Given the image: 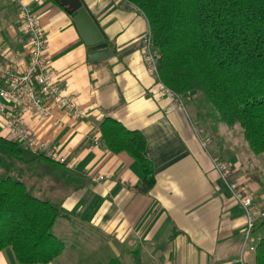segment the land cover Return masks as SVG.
Masks as SVG:
<instances>
[{"label": "crops", "instance_id": "crops-1", "mask_svg": "<svg viewBox=\"0 0 264 264\" xmlns=\"http://www.w3.org/2000/svg\"><path fill=\"white\" fill-rule=\"evenodd\" d=\"M21 1L46 37L53 82L86 112L77 119L56 107L49 118L33 110L19 112L9 103L0 110L1 138L18 141L9 125L18 114L33 140L18 141L23 147L86 178L85 186L62 204L53 231L66 248L51 264H110L113 259L123 264H240L245 214L221 181L213 157L230 165L259 218L264 215V164L254 160L264 153L251 155L242 138L236 147L221 122L216 123L218 145L204 149L190 104L184 110L160 94L144 60L142 39L149 23L134 5L126 0ZM77 4L100 28L112 52L108 59H90L74 22ZM19 7L14 0H0V65L23 73L31 43ZM107 118L145 137V156L155 175L148 193L136 190L143 180L140 163L103 144ZM263 231L261 221L254 233L257 244L264 241ZM245 260L253 263L255 254L247 253ZM0 264H15L12 249L0 252Z\"/></svg>", "mask_w": 264, "mask_h": 264}, {"label": "trees", "instance_id": "trees-1", "mask_svg": "<svg viewBox=\"0 0 264 264\" xmlns=\"http://www.w3.org/2000/svg\"><path fill=\"white\" fill-rule=\"evenodd\" d=\"M126 1L149 23L158 54L157 80L184 95L185 104L201 95L217 123L239 125L251 151L263 154L264 0ZM102 141L140 163L143 180L136 190L148 193L155 175L145 156V137L107 118ZM85 184L82 174L50 156L0 137V252L12 249L15 264L54 262L66 248L53 231L62 204ZM261 221L264 215L256 228ZM254 264H264V241L257 244Z\"/></svg>", "mask_w": 264, "mask_h": 264}, {"label": "built area", "instance_id": "built-area-1", "mask_svg": "<svg viewBox=\"0 0 264 264\" xmlns=\"http://www.w3.org/2000/svg\"><path fill=\"white\" fill-rule=\"evenodd\" d=\"M20 7L22 22L27 36L30 40L31 55L29 65L25 72L18 73L10 71L0 65V110L9 104L22 111L33 110L44 118L52 116L54 107L64 110L77 119L86 116L82 107L77 101L66 95L62 89L57 86L49 73L46 60L47 40L42 32L39 22L34 12L21 0H14ZM144 60L149 67L150 72L158 79L157 59L158 54L153 44L151 33H148L143 39ZM160 94L173 99L177 107L186 108L184 95H178L162 82L158 81ZM9 103V104H8ZM16 139L21 143L31 144L32 136L28 129L23 126L19 120L18 114H13L9 120ZM201 134V131H200ZM202 146L206 151L212 147V140L209 136L202 135ZM40 150L44 151L45 146L40 145ZM214 168L217 171L221 181H223L230 190L233 199L243 209L246 223L244 227V242L242 247L240 264H249L245 260L247 253H256L257 241L254 237L256 230L257 216L255 213L253 199L245 188L233 180V174L230 165L218 157H213Z\"/></svg>", "mask_w": 264, "mask_h": 264}, {"label": "rangeland", "instance_id": "rangeland-1", "mask_svg": "<svg viewBox=\"0 0 264 264\" xmlns=\"http://www.w3.org/2000/svg\"><path fill=\"white\" fill-rule=\"evenodd\" d=\"M195 95L196 96L192 97V99L190 101H187L186 105L190 104L189 107H190L191 113H192L193 117L195 118L196 122L199 125L200 131H201V135L209 136L211 138V140H212V147L211 148H213L214 145L215 146L218 145L217 139H216L217 138L216 137L217 136V132H218L217 131L218 124H216L218 122L217 121V117L210 115V114H213L212 107L210 105L208 106L206 104V102H204V100H203L204 98L201 95H197V94H195ZM83 111L85 112V110H83ZM199 116H202V119H200ZM195 120H194V123H195ZM241 129L242 128L239 125H235L233 127H229V130H230V133H229L230 141H231L232 144H234L233 138H235V140H236L235 146L239 147L240 146V140L242 138L243 145H245V147H247V149L250 151V153L252 155V151L249 148L246 140L244 139L243 132H242L243 130L241 131ZM218 139H220V138L218 137ZM257 157L258 158H256V160H254V162L258 163V165L261 162H262V164H264V155L257 156ZM232 174H233V171H232ZM233 176H234V174H233ZM65 225H67V224H65ZM70 228H71V226H70ZM262 233L264 235V231ZM257 237H258V235H257ZM256 240L258 241V238H256ZM254 263H255V261L253 263L251 262V264H254Z\"/></svg>", "mask_w": 264, "mask_h": 264}, {"label": "water", "instance_id": "water-1", "mask_svg": "<svg viewBox=\"0 0 264 264\" xmlns=\"http://www.w3.org/2000/svg\"><path fill=\"white\" fill-rule=\"evenodd\" d=\"M77 15L74 19L75 25L84 43L90 48L91 60H105L112 56L108 43L97 23L85 7L75 5Z\"/></svg>", "mask_w": 264, "mask_h": 264}]
</instances>
